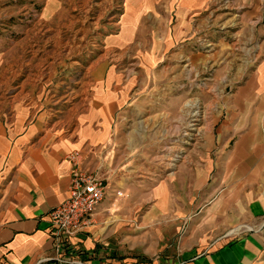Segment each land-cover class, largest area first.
<instances>
[{
	"label": "crops",
	"instance_id": "0c3cea01",
	"mask_svg": "<svg viewBox=\"0 0 264 264\" xmlns=\"http://www.w3.org/2000/svg\"><path fill=\"white\" fill-rule=\"evenodd\" d=\"M51 5L48 0L45 14ZM219 6L220 0H123L114 28H104L102 50L84 56L82 80L63 99L53 87L44 90L43 82L20 72L26 59L16 65L0 50V264H60L54 259L46 211L67 193L72 150L78 151L81 165L97 168L116 187L107 199L106 182L92 221L69 237L74 252L90 264H110V253L121 254L124 229L130 228L123 222L137 214L141 220L167 219L184 228L172 264H264V0H230ZM222 11L228 14L220 16ZM206 17L214 24L222 19L238 36L254 27L256 86H237L231 98L217 105L224 114L206 135L205 146L196 148L192 166L179 158L172 168H152L134 178L121 173L123 162L117 160L113 175L110 140L123 143V118L147 105L139 86L150 75L184 86L181 80L170 82L188 68L171 75V61L178 56L194 64L203 60L201 51L187 47ZM144 18L146 28L140 24ZM219 28L212 29L216 43ZM143 33L139 44H132ZM134 49L138 74L125 72L124 77L127 52ZM160 105L170 114L181 104L163 99ZM184 118L179 112L176 122L182 131H175V140L185 136ZM147 184L148 195L118 189ZM238 223L244 227L231 232Z\"/></svg>",
	"mask_w": 264,
	"mask_h": 264
},
{
	"label": "rangeland",
	"instance_id": "374dc122",
	"mask_svg": "<svg viewBox=\"0 0 264 264\" xmlns=\"http://www.w3.org/2000/svg\"><path fill=\"white\" fill-rule=\"evenodd\" d=\"M47 1L0 0V50L7 51V59L9 57L16 65L26 59L27 63L21 66L20 72L26 73L29 80L43 82L44 90L53 87L57 97L63 99L68 96L71 87L82 80L88 53L98 54L102 50L104 28H114L123 0H51L52 5L45 14ZM229 1L220 0L219 8ZM220 14L228 13L222 11ZM208 18L197 31L192 32V42L187 47V50L201 51L205 56L203 60L194 64L188 57L178 56L171 61L175 63L172 64L171 75L177 73L178 68H188V73L180 72L170 82L182 81L184 86H170L162 76H145L144 86H139L138 95L147 105L123 118L126 136L123 143H116L113 138L110 140L112 155H109V166L112 167L109 169L113 175L117 160L123 162L118 165L123 169L121 173L134 178L152 168L158 171L172 168L179 158H186L187 166H192L197 157L196 148L205 146L206 135L211 134L224 114L223 108L217 105L231 98L237 86H256L254 67L258 62L255 52L258 43L253 35L254 27L247 29L250 34L238 36L231 26L222 24V19L214 24ZM140 24L146 28V19H142ZM214 26L220 27L219 43L212 40V34L216 32L212 30ZM144 36L143 33L136 37L132 44L138 45ZM214 51L217 55L212 58ZM110 53L113 55L114 51ZM135 54L136 49L127 52L124 75L125 72L130 73L129 76L138 74L139 64ZM40 60L42 66L35 67V62ZM50 63L52 70L49 69ZM163 99H179L181 105L168 114L160 105ZM179 112L185 114L182 124L185 123L186 133L181 140H175V131H182V126L176 122ZM95 169L108 183L105 198L109 199L116 187L104 173ZM118 189H124L126 194L148 195L151 185L122 186ZM147 205V202L141 204L137 212ZM123 223L130 228L124 229L121 254L110 253L107 259L110 264H120L130 258L131 264L161 261L172 264L176 261L184 240L182 226L178 228L167 219L141 220L139 214ZM242 227L244 224L238 223L230 230L238 231Z\"/></svg>",
	"mask_w": 264,
	"mask_h": 264
},
{
	"label": "built area",
	"instance_id": "2783aa9c",
	"mask_svg": "<svg viewBox=\"0 0 264 264\" xmlns=\"http://www.w3.org/2000/svg\"><path fill=\"white\" fill-rule=\"evenodd\" d=\"M77 154V150L68 153L73 162L66 195L46 211L54 259L60 264H90L74 252L69 237L92 221V212L106 188L105 178L96 169L81 165Z\"/></svg>",
	"mask_w": 264,
	"mask_h": 264
}]
</instances>
